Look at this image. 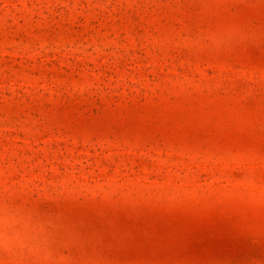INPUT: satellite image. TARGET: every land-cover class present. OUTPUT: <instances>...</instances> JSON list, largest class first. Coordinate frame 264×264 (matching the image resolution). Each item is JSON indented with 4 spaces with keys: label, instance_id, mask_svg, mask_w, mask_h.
I'll list each match as a JSON object with an SVG mask.
<instances>
[{
    "label": "rangeland",
    "instance_id": "374dc122",
    "mask_svg": "<svg viewBox=\"0 0 264 264\" xmlns=\"http://www.w3.org/2000/svg\"><path fill=\"white\" fill-rule=\"evenodd\" d=\"M0 264H264V0H0Z\"/></svg>",
    "mask_w": 264,
    "mask_h": 264
}]
</instances>
